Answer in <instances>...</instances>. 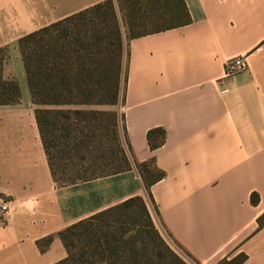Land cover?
I'll use <instances>...</instances> for the list:
<instances>
[{
    "label": "crops",
    "instance_id": "0c3cea01",
    "mask_svg": "<svg viewBox=\"0 0 264 264\" xmlns=\"http://www.w3.org/2000/svg\"><path fill=\"white\" fill-rule=\"evenodd\" d=\"M104 1L0 0L2 78L20 92L0 103V197L10 205L0 264H57L68 256L63 229L135 196L198 264L240 252L243 264H264V0H185L190 23L126 42L127 152L165 172L154 204L135 168L60 184L37 120L52 106L32 99L20 39ZM238 56L247 68L227 75ZM158 127L166 139L152 150L147 133Z\"/></svg>",
    "mask_w": 264,
    "mask_h": 264
},
{
    "label": "trees",
    "instance_id": "16d2710c",
    "mask_svg": "<svg viewBox=\"0 0 264 264\" xmlns=\"http://www.w3.org/2000/svg\"><path fill=\"white\" fill-rule=\"evenodd\" d=\"M117 8L130 39L191 22L185 0H106L23 36L20 47L34 103L60 107L37 110L56 180L65 185L135 168L154 203L151 187L165 172L155 159L138 162L130 157L125 115L119 111L125 101L128 51ZM3 62L0 49V103L17 102L18 84L2 78ZM92 106L117 109L88 108ZM147 139L154 150L164 144L166 131L151 129ZM258 201L259 195L253 193L252 202ZM115 211H120L118 219H104ZM258 224L259 229L264 226V216ZM59 236L68 256L57 264H187L168 248L140 196L80 220ZM162 245L167 252L160 249ZM246 260L241 252L220 264Z\"/></svg>",
    "mask_w": 264,
    "mask_h": 264
},
{
    "label": "rangeland",
    "instance_id": "374dc122",
    "mask_svg": "<svg viewBox=\"0 0 264 264\" xmlns=\"http://www.w3.org/2000/svg\"><path fill=\"white\" fill-rule=\"evenodd\" d=\"M116 15L119 21V25L121 27V33H122V39H123V43L126 49V42L130 39L131 33L127 30V26L125 24V21L123 19V13L122 11L117 8L116 9ZM127 50V49H126ZM56 108H60L59 106H52V109H56ZM117 109V108H116ZM120 112L122 111V108L120 107L119 109ZM106 147L109 150V146L110 143L112 142L110 138H108L106 141ZM109 169V168H107ZM154 204V203H153ZM153 207H155V205H153ZM156 213L154 214L155 219H157L156 217ZM118 217H120V211H115L113 213H111L110 215L104 216V219H106L107 221H113L115 219H118ZM122 220V219H121ZM157 222V220H156ZM114 226H118V223H113ZM116 224V225H115ZM157 229L160 231L161 236L163 237L166 245L168 246V248L170 247L172 249L173 252H175L176 254H178L180 257H182L187 264H198L193 258H191L190 256L186 255L179 247L176 243H174V241L167 235V233L160 227V225L156 226ZM163 252H167V249L164 245L161 246L160 248ZM241 253V252H240ZM240 253H237L234 255V253H231L229 255L230 259L239 255Z\"/></svg>",
    "mask_w": 264,
    "mask_h": 264
},
{
    "label": "built area",
    "instance_id": "2783aa9c",
    "mask_svg": "<svg viewBox=\"0 0 264 264\" xmlns=\"http://www.w3.org/2000/svg\"><path fill=\"white\" fill-rule=\"evenodd\" d=\"M247 64L243 57L238 56L229 59L225 64V72L227 75H232L238 71L245 70ZM10 213V205L6 199L0 197V217L6 218Z\"/></svg>",
    "mask_w": 264,
    "mask_h": 264
}]
</instances>
